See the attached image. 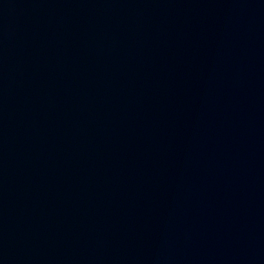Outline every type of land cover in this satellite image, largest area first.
I'll list each match as a JSON object with an SVG mask.
<instances>
[{"label":"water","instance_id":"1","mask_svg":"<svg viewBox=\"0 0 264 264\" xmlns=\"http://www.w3.org/2000/svg\"><path fill=\"white\" fill-rule=\"evenodd\" d=\"M264 0H0V264H95Z\"/></svg>","mask_w":264,"mask_h":264}]
</instances>
